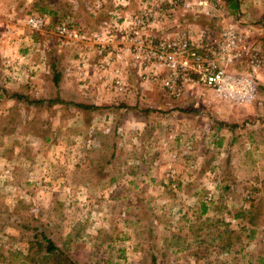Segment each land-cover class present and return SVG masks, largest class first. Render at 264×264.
<instances>
[{
  "label": "rangeland",
  "instance_id": "374dc122",
  "mask_svg": "<svg viewBox=\"0 0 264 264\" xmlns=\"http://www.w3.org/2000/svg\"><path fill=\"white\" fill-rule=\"evenodd\" d=\"M227 25L264 58V0H0V264H264V59L236 103L128 37Z\"/></svg>",
  "mask_w": 264,
  "mask_h": 264
},
{
  "label": "built area",
  "instance_id": "2783aa9c",
  "mask_svg": "<svg viewBox=\"0 0 264 264\" xmlns=\"http://www.w3.org/2000/svg\"><path fill=\"white\" fill-rule=\"evenodd\" d=\"M151 17L152 11L145 10L130 17L129 22L145 29L151 25ZM31 23L39 28L45 20L33 16ZM62 30L69 31L65 26ZM202 32L196 41L191 35L155 39L153 35L142 37L134 33L128 37L139 56L144 55L146 60L169 70L176 78L211 88L218 97L231 102L254 101L258 93L256 72L264 59L260 49L247 35L230 25L222 27L218 32ZM73 36L82 41L89 38L85 31ZM243 60L249 67L247 71L230 70L231 65Z\"/></svg>",
  "mask_w": 264,
  "mask_h": 264
},
{
  "label": "crops",
  "instance_id": "0c3cea01",
  "mask_svg": "<svg viewBox=\"0 0 264 264\" xmlns=\"http://www.w3.org/2000/svg\"><path fill=\"white\" fill-rule=\"evenodd\" d=\"M241 27H243V28H248V27H251L250 29H251V31H258V35L256 34V32H255V34H256V36L255 35H252V36H255L254 37V39L255 38H257V39H260L261 38V40H257L256 41V43H258L259 45H260V47H261V49H262V52H263V55H264V28H257V27H255V26H241ZM245 28V29H246ZM258 36V37H257ZM261 36H263V37H261ZM258 80H259V84L261 85V86H263V89H264V65L261 67V69L259 70V72H258ZM263 103V102H262ZM262 105V104H261ZM264 105V104H263ZM255 109H261V110H263V112H264V106H260V107H256Z\"/></svg>",
  "mask_w": 264,
  "mask_h": 264
},
{
  "label": "trees",
  "instance_id": "16d2710c",
  "mask_svg": "<svg viewBox=\"0 0 264 264\" xmlns=\"http://www.w3.org/2000/svg\"><path fill=\"white\" fill-rule=\"evenodd\" d=\"M233 5H235L233 3ZM56 82L58 83V78L56 79ZM204 209L206 210V207H204ZM45 242L47 243L46 245V252L50 255H56V254H60V255H64L62 250L58 247V245L55 244V242L52 239L47 238V240L45 239Z\"/></svg>",
  "mask_w": 264,
  "mask_h": 264
}]
</instances>
